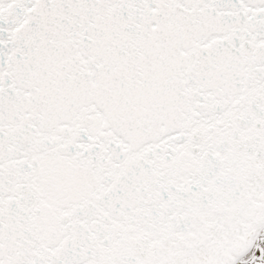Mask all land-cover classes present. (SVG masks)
Returning a JSON list of instances; mask_svg holds the SVG:
<instances>
[{"label": "snow or ice", "instance_id": "snow-or-ice-1", "mask_svg": "<svg viewBox=\"0 0 264 264\" xmlns=\"http://www.w3.org/2000/svg\"><path fill=\"white\" fill-rule=\"evenodd\" d=\"M0 264H264V0H0Z\"/></svg>", "mask_w": 264, "mask_h": 264}]
</instances>
